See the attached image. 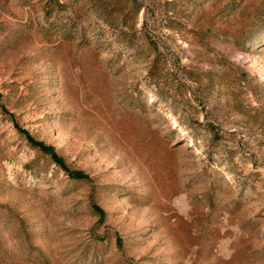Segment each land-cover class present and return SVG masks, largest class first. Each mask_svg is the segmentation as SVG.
Segmentation results:
<instances>
[{
  "label": "rangeland",
  "instance_id": "obj_1",
  "mask_svg": "<svg viewBox=\"0 0 264 264\" xmlns=\"http://www.w3.org/2000/svg\"><path fill=\"white\" fill-rule=\"evenodd\" d=\"M0 264H264V0H0Z\"/></svg>",
  "mask_w": 264,
  "mask_h": 264
},
{
  "label": "trees",
  "instance_id": "obj_2",
  "mask_svg": "<svg viewBox=\"0 0 264 264\" xmlns=\"http://www.w3.org/2000/svg\"><path fill=\"white\" fill-rule=\"evenodd\" d=\"M31 144L38 147L44 153L50 155L51 159L56 162L60 167L65 168L62 159L55 153L54 149L50 145L43 144L42 142L32 141ZM73 178L82 179L85 175L81 171H73L70 174Z\"/></svg>",
  "mask_w": 264,
  "mask_h": 264
}]
</instances>
